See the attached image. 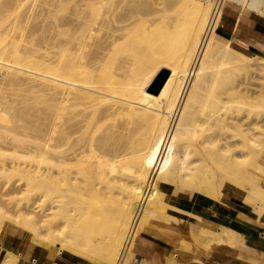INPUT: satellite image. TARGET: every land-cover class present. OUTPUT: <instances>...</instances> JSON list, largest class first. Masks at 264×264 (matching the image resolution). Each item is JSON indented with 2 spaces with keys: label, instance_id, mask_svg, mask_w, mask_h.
<instances>
[{
  "label": "bare ground",
  "instance_id": "bare-ground-1",
  "mask_svg": "<svg viewBox=\"0 0 264 264\" xmlns=\"http://www.w3.org/2000/svg\"><path fill=\"white\" fill-rule=\"evenodd\" d=\"M247 14L264 0H0V229L98 264H129L155 221L242 247L168 198L218 205L228 185L264 212V55L247 51L264 41L217 32Z\"/></svg>",
  "mask_w": 264,
  "mask_h": 264
},
{
  "label": "crops",
  "instance_id": "crops-1",
  "mask_svg": "<svg viewBox=\"0 0 264 264\" xmlns=\"http://www.w3.org/2000/svg\"><path fill=\"white\" fill-rule=\"evenodd\" d=\"M217 32L223 38H233L242 33L247 40L264 41V20L247 14L240 18L237 29L233 21H225ZM247 51L264 55L251 43ZM262 167L264 169V162ZM222 192L218 205L196 195L184 199L171 195L169 203L181 207L185 201L193 205L194 214L207 221L201 223L203 231L212 230L217 225H227L238 231L243 237L242 247L211 249L190 237V225L186 219L169 224L161 221L153 224L148 236L137 237L129 264H169L171 253L175 264H264V212L255 213L249 205L243 204L241 194L228 185ZM199 234L200 230L194 229V235ZM10 259L16 260L15 264H98L83 254L67 251L58 254L53 247L43 249L22 229L4 224L0 229V264H12Z\"/></svg>",
  "mask_w": 264,
  "mask_h": 264
},
{
  "label": "rangeland",
  "instance_id": "rangeland-1",
  "mask_svg": "<svg viewBox=\"0 0 264 264\" xmlns=\"http://www.w3.org/2000/svg\"><path fill=\"white\" fill-rule=\"evenodd\" d=\"M72 3H69V6H68V8H67V10L66 11H62L61 12V14H65V13H68L69 11H70V7H72ZM37 19H35V20H33L32 22H34V23H31V26L30 27H32V28H35L36 30H38L37 32H36V35H35V37H39V36H41L40 34H42V33H40L42 30H43V28L42 27H44L46 24H47V20L46 21H44L43 22V20L42 19H38L37 21H36ZM40 20H42V21H40ZM46 23V24H45ZM38 25V26H36V25ZM42 24H44V26L42 25ZM42 25V26H41ZM39 28H41V29H39ZM40 31V32H39ZM39 32V33H38ZM249 54H252V53H249ZM254 81V82H253ZM253 81H251V83H252V85H253V83H256L257 84V82H255V79L253 80ZM257 81V80H256ZM255 84V85H256ZM255 85H254V88H257V86L255 87ZM258 85V84H257ZM252 88H253V86H251ZM251 88V89H252ZM254 90H255V92H256V89H252V91L254 92ZM257 90H259V88H257ZM261 91V90H260ZM264 91V90H263ZM0 192H2L1 190H0ZM171 196V195H170ZM173 198H175V196L173 195ZM8 199V198H7ZM168 201H170V199L168 198ZM169 203V202H168ZM170 204V203H169ZM161 221H155L154 222V224L156 225V224H159ZM163 222V221H162ZM184 227H185V224H184ZM194 229H199L200 231H201V228H199V227H197V226H192V224H190V231L192 232V233H194Z\"/></svg>",
  "mask_w": 264,
  "mask_h": 264
},
{
  "label": "water",
  "instance_id": "water-1",
  "mask_svg": "<svg viewBox=\"0 0 264 264\" xmlns=\"http://www.w3.org/2000/svg\"><path fill=\"white\" fill-rule=\"evenodd\" d=\"M167 71H164L161 75H159L153 82L152 89L151 91L154 94H158L159 91L161 90L165 80L167 79Z\"/></svg>",
  "mask_w": 264,
  "mask_h": 264
}]
</instances>
